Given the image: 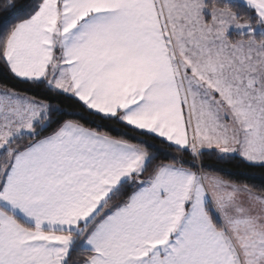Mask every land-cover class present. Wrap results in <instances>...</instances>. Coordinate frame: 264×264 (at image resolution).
Returning a JSON list of instances; mask_svg holds the SVG:
<instances>
[{
	"label": "snow or ice",
	"instance_id": "obj_1",
	"mask_svg": "<svg viewBox=\"0 0 264 264\" xmlns=\"http://www.w3.org/2000/svg\"><path fill=\"white\" fill-rule=\"evenodd\" d=\"M211 154L264 169V0H0V264H264Z\"/></svg>",
	"mask_w": 264,
	"mask_h": 264
},
{
	"label": "trees",
	"instance_id": "obj_2",
	"mask_svg": "<svg viewBox=\"0 0 264 264\" xmlns=\"http://www.w3.org/2000/svg\"><path fill=\"white\" fill-rule=\"evenodd\" d=\"M21 87H27L21 86ZM205 165L212 169L218 170L219 174L226 178L233 179H248L247 182L260 184L264 182V169L259 167H250L243 162L239 157L218 159L215 154L206 155L204 157Z\"/></svg>",
	"mask_w": 264,
	"mask_h": 264
}]
</instances>
